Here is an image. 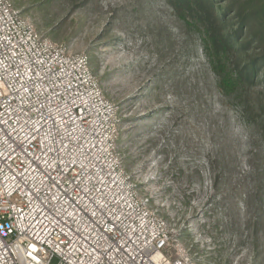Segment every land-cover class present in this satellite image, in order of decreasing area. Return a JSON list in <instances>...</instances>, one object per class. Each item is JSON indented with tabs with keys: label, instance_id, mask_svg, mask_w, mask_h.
Wrapping results in <instances>:
<instances>
[{
	"label": "rangeland",
	"instance_id": "1",
	"mask_svg": "<svg viewBox=\"0 0 264 264\" xmlns=\"http://www.w3.org/2000/svg\"><path fill=\"white\" fill-rule=\"evenodd\" d=\"M8 1L89 57L117 108L122 169L171 244L197 264H264V74L222 93L201 27L167 0Z\"/></svg>",
	"mask_w": 264,
	"mask_h": 264
},
{
	"label": "built area",
	"instance_id": "2",
	"mask_svg": "<svg viewBox=\"0 0 264 264\" xmlns=\"http://www.w3.org/2000/svg\"><path fill=\"white\" fill-rule=\"evenodd\" d=\"M89 57L0 0V264H197L122 169Z\"/></svg>",
	"mask_w": 264,
	"mask_h": 264
},
{
	"label": "trees",
	"instance_id": "3",
	"mask_svg": "<svg viewBox=\"0 0 264 264\" xmlns=\"http://www.w3.org/2000/svg\"><path fill=\"white\" fill-rule=\"evenodd\" d=\"M167 1L201 27L208 64L222 93L232 94L264 74V0Z\"/></svg>",
	"mask_w": 264,
	"mask_h": 264
}]
</instances>
